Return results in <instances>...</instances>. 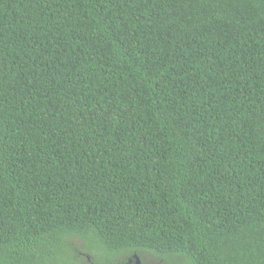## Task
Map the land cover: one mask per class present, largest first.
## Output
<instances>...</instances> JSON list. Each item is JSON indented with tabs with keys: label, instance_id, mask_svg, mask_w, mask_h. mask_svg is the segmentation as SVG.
<instances>
[{
	"label": "trees",
	"instance_id": "16d2710c",
	"mask_svg": "<svg viewBox=\"0 0 264 264\" xmlns=\"http://www.w3.org/2000/svg\"><path fill=\"white\" fill-rule=\"evenodd\" d=\"M134 254L264 264V0H0V264Z\"/></svg>",
	"mask_w": 264,
	"mask_h": 264
},
{
	"label": "flooded vegetation",
	"instance_id": "af4514ba",
	"mask_svg": "<svg viewBox=\"0 0 264 264\" xmlns=\"http://www.w3.org/2000/svg\"><path fill=\"white\" fill-rule=\"evenodd\" d=\"M87 261H89V260L87 259ZM88 264H89V263H88ZM122 264H142V263H141L140 259H138L137 255L134 254V255L132 256V258H128V259L126 260V262H122Z\"/></svg>",
	"mask_w": 264,
	"mask_h": 264
},
{
	"label": "rangeland",
	"instance_id": "374dc122",
	"mask_svg": "<svg viewBox=\"0 0 264 264\" xmlns=\"http://www.w3.org/2000/svg\"><path fill=\"white\" fill-rule=\"evenodd\" d=\"M78 248H81L82 247V242H78ZM82 256L83 257H85V254L83 253L82 254ZM146 260V259H145ZM85 260H84V258H82V263L81 264H85V263H83ZM158 262V260H156L155 258H152V257H148V259H147V264H156Z\"/></svg>",
	"mask_w": 264,
	"mask_h": 264
}]
</instances>
